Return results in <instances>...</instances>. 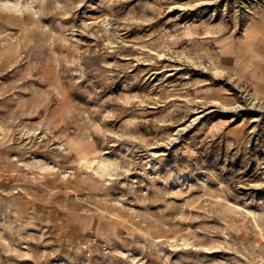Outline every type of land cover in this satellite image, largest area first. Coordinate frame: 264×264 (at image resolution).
Here are the masks:
<instances>
[{
  "label": "rangeland",
  "instance_id": "1",
  "mask_svg": "<svg viewBox=\"0 0 264 264\" xmlns=\"http://www.w3.org/2000/svg\"><path fill=\"white\" fill-rule=\"evenodd\" d=\"M262 13L0 0V264H264V96L219 61Z\"/></svg>",
  "mask_w": 264,
  "mask_h": 264
},
{
  "label": "crops",
  "instance_id": "2",
  "mask_svg": "<svg viewBox=\"0 0 264 264\" xmlns=\"http://www.w3.org/2000/svg\"><path fill=\"white\" fill-rule=\"evenodd\" d=\"M220 66L246 81L255 95L264 96V13L251 19L220 53Z\"/></svg>",
  "mask_w": 264,
  "mask_h": 264
},
{
  "label": "water",
  "instance_id": "3",
  "mask_svg": "<svg viewBox=\"0 0 264 264\" xmlns=\"http://www.w3.org/2000/svg\"><path fill=\"white\" fill-rule=\"evenodd\" d=\"M177 136H179V132L177 133ZM174 141V139L171 140V143Z\"/></svg>",
  "mask_w": 264,
  "mask_h": 264
},
{
  "label": "bare ground",
  "instance_id": "4",
  "mask_svg": "<svg viewBox=\"0 0 264 264\" xmlns=\"http://www.w3.org/2000/svg\"><path fill=\"white\" fill-rule=\"evenodd\" d=\"M171 140H172V139H171ZM171 140H170V141H171ZM168 143L170 144V142H168Z\"/></svg>",
  "mask_w": 264,
  "mask_h": 264
}]
</instances>
